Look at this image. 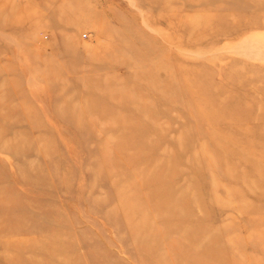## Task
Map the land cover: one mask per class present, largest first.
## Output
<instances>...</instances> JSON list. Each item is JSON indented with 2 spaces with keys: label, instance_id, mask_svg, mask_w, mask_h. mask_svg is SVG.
I'll return each mask as SVG.
<instances>
[{
  "label": "rangeland",
  "instance_id": "374dc122",
  "mask_svg": "<svg viewBox=\"0 0 264 264\" xmlns=\"http://www.w3.org/2000/svg\"><path fill=\"white\" fill-rule=\"evenodd\" d=\"M263 172L264 0H0V264H168L122 179L187 192L175 264H264Z\"/></svg>",
  "mask_w": 264,
  "mask_h": 264
},
{
  "label": "bare ground",
  "instance_id": "6f19581e",
  "mask_svg": "<svg viewBox=\"0 0 264 264\" xmlns=\"http://www.w3.org/2000/svg\"><path fill=\"white\" fill-rule=\"evenodd\" d=\"M76 128H78V127H76ZM98 128V127H97ZM80 128H78V130H79ZM82 131H83V128L81 129ZM99 130V129H98ZM86 131V130H85ZM91 131V130H90ZM82 133V132H81ZM80 133V131H79V134H81ZM85 133V132H84ZM87 133V132H86ZM88 134H90V133H88ZM82 135V134H81ZM151 137V136H150ZM4 140V139H3ZM122 145H124V144H122ZM125 145H126V143H125ZM50 148V147H49ZM122 147H120V148H117V150H120ZM125 148V146H123V149ZM48 150H50V149H48ZM102 150V149H101ZM122 151V150H121ZM49 152V151H48ZM247 154H250V152H247ZM101 156V154L99 155V157ZM101 158V157H100ZM125 160L126 159H124V158H120L119 159V163L117 162V161H115V160H113V159H110V160H107L106 161V166L109 168V169H111V167H113V168H115V167H117V166H123L124 165V162H125ZM128 160H129V158H128ZM128 162V161H127ZM130 164V163H129ZM49 168V167H48ZM123 169H125V168H123ZM146 169H143V167L142 168H140L138 171H137V173H136V175L137 174H140V173H142V172H144ZM260 172V174L262 175V172L261 171H259ZM104 173V172H103ZM121 174H122V172H120ZM264 173V172H263ZM127 175V174H126ZM151 180V179H150ZM150 180H148V181H146L145 179H144V186H146L147 187V190H146V193H145V195L144 196H142V197H144V198H141L139 195H138V200H135V201H132V202H128V201H125L124 200V198H123V194L124 193H126L127 191H128V189L130 188V181L128 182V181H124V179H122L121 181H120V185H119V190H120V195H121V201H120V205H119V209H118V212L121 214V215H123V217H124V223H126L127 225V231H128V233L130 234V236L129 237H133L134 238V240H136V241H138V243H145L144 244V246H146V247H151L152 249H154L155 250V252L157 253L156 254V256H157V262L159 261V260H161V258L162 257H164V254L167 252V253H169L171 256H173L174 257V259H172V260H169L168 262V264H175V260L177 259V258H179V257H181V252H185V254H187L186 253V248H183V250L181 249V251H180V249H178L179 247H180V244H182V242H177V244H176V241L174 242V240L177 238V237H174L173 235H172V233H171V231L169 230H162L161 231V233H158V235H157V233H156V236H158V241H155L154 243H153V241L152 240H149V238L151 237V230H153V232H156L157 230H155V229H152V224H154L155 223V226L156 227H158V228H162V227H160V225L155 221L156 219H158V218H154L153 219V217L148 213V208L152 205V203H154V205L156 206V202H160L159 203V205L160 204H162L163 202H168V201H174V202H182V201H185L186 200V198H187V192H185L184 190H182L181 192H179L180 193V195H179V197H177V198H172L171 200H170V196L169 195H172V193L168 190V189H166L165 190V193L166 194H163L158 200H156V198H158V195H159V193L157 192V191H160V189H158V187L157 188H155V189H151V188H149V186L148 185H151L150 183H149V181ZM24 183H26V182H24ZM142 191V190H141ZM162 192H163V190H161ZM138 194V193H137ZM120 197V196H119ZM194 199L193 200H191L190 202L191 203H197V200L195 199V197L196 196H192ZM197 198V197H196ZM199 204H200V202H198ZM13 205V204H12ZM11 206V205H10ZM162 206V205H161ZM16 207V206H15ZM130 208H132V209H135L134 211H141L142 213H143V216L139 219L140 221H138V220H136L135 219V216H134V211H132V212H130ZM3 209V208H2ZM11 210V209H10ZM45 210V209H44ZM1 211H3V210H1ZM124 211V212H123ZM10 212V211H9ZM182 212V213H181ZM181 212H179V213H177V214H174V213H172V214H170V215H165V216H160L159 217V219H160V221L161 222H163V221H169L170 219H174V220H176V221H183V220H186L187 219V217H184L183 215H184V213H183V211H181ZM2 213V212H1ZM42 213H44L43 212V210H42ZM50 213V212H49ZM48 213V215H50ZM118 213V214H119ZM39 214V213H38ZM45 215H47L46 214V212L44 213ZM124 214H127L128 216H124ZM121 215H120V217H121ZM8 216H9V214H8ZM119 216V215H118ZM45 217V216H44ZM155 217V216H154ZM3 218V217H2ZM8 218V217H7ZM9 219V218H8ZM113 220V219H112ZM121 220H123V218L121 219ZM6 221H7V219H6ZM58 221V220H57ZM60 221V220H59ZM110 221V220H109ZM116 221H118L117 219H116ZM114 222V221H113ZM121 222V221H120ZM140 222H142V223H140ZM116 223V222H115ZM112 224H114V223H112ZM121 224H123V223H121ZM115 225V224H114ZM115 227V226H114ZM119 228V227H118ZM123 228H125L124 226H123ZM122 228V229H123ZM121 229V228H120ZM189 228H184V231H183V234H187L188 232H189ZM209 231V230H208ZM122 232V231H121ZM173 234H175V232L173 231ZM128 237V236H127ZM130 239V238H129ZM181 240H182V238H180ZM162 240L164 241V242H166L167 243V245H169L170 247H171V249L169 250V251H166L167 249H165V247L163 248L162 246H164L163 245V242H162ZM177 240V239H176ZM128 241V240H127ZM170 243H175L176 245H177V247H176V245H175V248L173 247V246H171L170 245ZM180 243V244H179ZM213 243V241H212V239H211V241L208 243L209 245H211ZM199 252L200 251H202V250H199V249H197ZM215 251H222L221 250V247H219V245H215ZM175 252H178V253H176L175 254ZM215 253H218V252H215ZM200 254V253H199ZM198 254V255H199ZM205 254V253H204ZM203 256V255H202ZM176 258V259H175ZM79 259V258H78ZM19 260V259H18ZM21 260V259H20ZM198 260V259H197ZM13 261V260H12ZM82 261H80V263H81ZM19 263V262H18ZM17 263V264H18ZM31 264H32V262H30ZM35 263V262H34ZM33 263V264H34ZM22 264H23V262H22ZM26 264V263H25ZM184 264V263H183ZM192 264H194V263H192ZM197 264H207V263H205V262H202L201 260H198V262H197ZM209 264V263H208Z\"/></svg>",
  "mask_w": 264,
  "mask_h": 264
}]
</instances>
